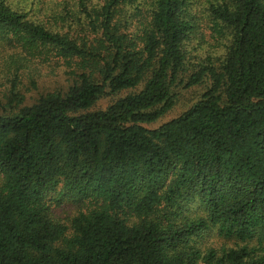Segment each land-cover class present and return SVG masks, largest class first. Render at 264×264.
<instances>
[{"label": "trees", "instance_id": "obj_1", "mask_svg": "<svg viewBox=\"0 0 264 264\" xmlns=\"http://www.w3.org/2000/svg\"><path fill=\"white\" fill-rule=\"evenodd\" d=\"M28 1L0 0V264H264V0Z\"/></svg>", "mask_w": 264, "mask_h": 264}, {"label": "rangeland", "instance_id": "obj_2", "mask_svg": "<svg viewBox=\"0 0 264 264\" xmlns=\"http://www.w3.org/2000/svg\"><path fill=\"white\" fill-rule=\"evenodd\" d=\"M59 0H41L42 7H46L47 5L51 4L52 2H58ZM32 0H29L25 6L29 5ZM38 0H34L36 4ZM198 4H204L205 0H197ZM38 5V3H37ZM36 5V8H37ZM200 10V8H199ZM202 20L205 21L203 18ZM198 54L200 56H204L206 51H210L213 55H218L219 51L217 48L214 47L212 41L206 38V44L202 45L201 49H198ZM195 54V53H193ZM43 76L39 80V89L40 91L46 90H54V89H65L67 87V82L65 77L63 76L60 70H50L48 68L43 69ZM202 87H194L185 89L180 87L178 90L175 91L176 96V104L172 110H170L161 120H159L154 125L150 126L151 128H155L160 126L161 124L178 117L181 115L185 110H187L202 94ZM111 102L110 99L102 101L101 108H104L106 104ZM80 208V204L72 203V202H65L60 205V207H55L53 209L54 213L59 218H71L74 214L77 213L78 209ZM201 245L203 247L212 246L214 248L220 249L222 247H232L234 245L233 241L224 239L220 237L215 232H208L204 235Z\"/></svg>", "mask_w": 264, "mask_h": 264}]
</instances>
